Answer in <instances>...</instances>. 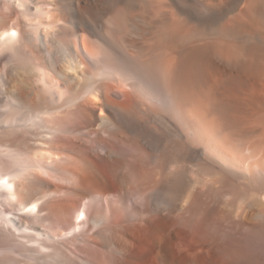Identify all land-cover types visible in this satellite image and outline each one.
<instances>
[{
	"label": "bare ground",
	"instance_id": "obj_1",
	"mask_svg": "<svg viewBox=\"0 0 264 264\" xmlns=\"http://www.w3.org/2000/svg\"><path fill=\"white\" fill-rule=\"evenodd\" d=\"M9 61L0 264H264V0H0Z\"/></svg>",
	"mask_w": 264,
	"mask_h": 264
},
{
	"label": "rangeland",
	"instance_id": "obj_2",
	"mask_svg": "<svg viewBox=\"0 0 264 264\" xmlns=\"http://www.w3.org/2000/svg\"><path fill=\"white\" fill-rule=\"evenodd\" d=\"M9 63H11V64H8V62H6L4 65H1L2 67H4V69H3V68H2V69H3V71L5 72V73H4L5 76L3 77V79L0 80V84H1V82L4 84V86H3L2 84H1L2 86L0 85V87L2 88V91L4 90V91H3V95H2V91H0V92H1V93H0V97L2 96L0 100H3V99H5L6 97H9V96H11V95H12V96H13V95L16 96V94H18V93L22 90L21 87L24 86V85H22L23 83H22L21 81H19V80H21V78L19 79V77H20V76L18 75V74H19V71H17L18 68L15 66L14 62L9 61ZM13 68H14V69H13ZM15 70H16L18 73H17ZM6 72H7V73H6ZM8 72H9V73H8ZM11 74H12V75H11ZM15 76H16V77H15ZM30 76H32V74L29 75V78H31ZM13 77H14V78H13ZM34 78H35V77L33 76V77H32V80H31V79H28V80H27V83H26V86H27L28 84H30L29 82L33 81L32 84H33L34 86H33L32 84H30V86L32 85L33 87H35L34 90H32V88H30V86L26 87L28 91L30 90V91H29L30 93L28 92V94H30L31 96L29 95V97H32V98L34 97V92H36V86H35V83H34L36 80H35ZM4 79H5V80H4ZM15 79H16V80H15ZM18 79H19V80H18ZM2 80H3V81H2ZM11 80H12V81H11ZM29 80H31V81H29ZM5 81H6V82H5ZM10 81H11V82H10ZM9 83H11V84L9 85ZM7 84H8V85H7ZM12 85H16L17 87H16V86L13 87ZM18 85L20 86V87H19V89H21L20 91H19V89H18ZM36 85H37V83H36ZM5 86H6L7 88H6ZM8 86H10V87L12 86L13 88H12V87H11V88H10V87L8 88ZM15 88H16V89H15ZM29 88H30V89H29ZM6 89H7V91H8V89H9V90L12 89L13 91H9V92H7ZM31 90H32V91H31ZM16 91H17L18 93H16ZM5 92H6V94H7V93L9 94V93H12V92H14V93L11 94V95H10V94H9V95H6ZM4 97H5V98H4ZM13 97H14V96H13ZM1 124L4 125V123H1ZM1 124H0V125H1ZM3 125H1V126H3ZM98 149L100 150V146L98 147ZM100 161H101V162H99V163H101V164L104 162V161L102 162V160H100ZM105 163H108V162H105ZM63 170H65V169H63ZM41 172H43V170H42ZM41 172H39L40 175H41ZM64 172H66V171H64ZM64 172H62V174H65ZM42 175L44 176V178H45L46 180H49V181H51V182L54 181V180H53L51 177H49L48 175H47V177H48V178H47V177L45 176V172H44ZM43 176H42V177H43ZM50 178H51V180H50ZM53 183H54V182H53ZM55 183H56V181H55ZM82 187H83L85 190H88V188H87V184L83 183V184H82ZM61 196H62V195H61ZM0 208L3 209V210L6 211V212H9V211H7L8 208L5 207V206H2V204H0ZM11 212H12V213H11ZM9 213H11V216H12V217L18 214V213H17L16 211H14V210H11ZM43 213H47V210L43 211ZM7 214H8V213H7ZM67 214H68V213H67ZM67 214H65V218H64V219H66V220H68V218H69V216H70L69 214H68L69 216H68Z\"/></svg>",
	"mask_w": 264,
	"mask_h": 264
}]
</instances>
